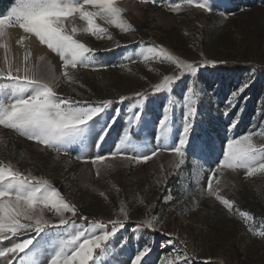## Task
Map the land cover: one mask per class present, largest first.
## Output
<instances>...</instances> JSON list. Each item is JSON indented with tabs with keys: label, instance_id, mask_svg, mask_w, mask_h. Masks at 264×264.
Masks as SVG:
<instances>
[{
	"label": "rangeland",
	"instance_id": "1",
	"mask_svg": "<svg viewBox=\"0 0 264 264\" xmlns=\"http://www.w3.org/2000/svg\"><path fill=\"white\" fill-rule=\"evenodd\" d=\"M14 2L7 7L0 5V14L6 13ZM117 2L125 9L124 20L135 31H121L111 25L107 27L113 41L89 39L90 46L98 49L93 57L98 64L117 66L106 70L80 69L74 85L61 83L57 91L73 96L80 92L83 98L92 100L143 91L149 81L159 82L161 73L171 74L169 64L144 60L145 55L151 56L147 49L153 46H161L188 62L227 61L215 67L209 64L196 74L198 111L183 162L179 163L169 152L159 153L146 163L109 157L101 163L98 177L96 165L76 159L113 150L129 130L131 102L114 105L96 116L89 122L83 143L72 145L66 154L44 151L35 142L0 126V162L47 181L91 220L122 218L116 215L121 207L128 212L125 227L105 249L98 250L95 264H132L137 251L148 243L152 251L144 257L146 264H161L165 257L171 264L177 255H187L189 264H264V238L259 235L264 232V174L245 178L242 169L217 173L221 195L236 202L231 214L202 191L207 187L209 169L215 168L224 155L227 139L264 127V0H207L210 12L183 4L179 12L171 11L170 4L181 0H158L156 5L144 0ZM97 23L104 26L102 21ZM19 35L18 30L9 29L6 41H0L10 45L8 56L13 62L22 61L25 55V48L16 44ZM117 43L127 47H116ZM27 49L29 63L40 77H61L54 54L32 42ZM4 55V48L0 47V62ZM229 64L241 65L243 69H226ZM249 78L251 86L242 103L225 115L228 98ZM191 79L188 75L176 81L170 93L149 95L139 124L130 130L129 147L147 151L155 146L158 125L170 101L171 130L167 141L170 146L176 144L182 133L184 102ZM4 91L0 88V95ZM234 114L240 122L229 131V124L237 118ZM113 118L115 123L105 142L95 147V140ZM106 165L111 167L106 169ZM243 211L254 219L245 223L239 215ZM153 217L159 231H133L141 221ZM169 233L175 242L163 246ZM57 238L56 229L35 236L26 252L29 259L25 264H48ZM3 244L10 246L7 241Z\"/></svg>",
	"mask_w": 264,
	"mask_h": 264
},
{
	"label": "snow or ice",
	"instance_id": "2",
	"mask_svg": "<svg viewBox=\"0 0 264 264\" xmlns=\"http://www.w3.org/2000/svg\"><path fill=\"white\" fill-rule=\"evenodd\" d=\"M158 4V0H144V3ZM194 6L205 11H211L207 0H181V3L170 4L173 12H179L181 5ZM124 8L117 0H15L10 9L0 14V41H6L9 29L18 30L20 35L16 44L25 48L22 61L13 62L9 58L10 45L0 43L5 55L0 62V88L5 89L0 95V126L10 129L29 141L35 142L44 151L55 152L57 155L67 153L72 145L83 143L85 134L89 131V122L114 105L131 102L128 108L132 115L128 118V131L116 143L111 152L97 154L93 157L77 156V160L96 165V175H101L100 165L109 157H123L129 163H146L162 152H169L182 163L185 148L195 122L198 111V87L196 74L200 68L209 64L215 67L218 63L227 61L195 60L188 62L179 56L169 53L161 46L149 47L151 56L144 60H158L170 65L171 74H160L157 83L148 82L143 91H135L130 95L119 94L107 99H85L82 93L75 96L60 94L57 89L61 83L72 86L79 78L80 69L95 70L97 67L107 69L116 67L113 64H98L93 57L98 49L89 44L90 38L113 41L114 37L107 26L115 25L121 31H135L123 18ZM102 21L103 25L97 23ZM35 42L57 58L61 67V77L52 76L45 80L40 77L30 65V51L27 44ZM116 47H127L116 44ZM110 51L111 49H105ZM143 55V53H141ZM203 56V53L200 54ZM44 59V57H41ZM128 59H132L129 57ZM155 69H150L154 71ZM192 77L186 92L182 133L174 146L167 141L171 130V101L165 109V115L158 125L157 143L150 150L143 151L129 147L131 142L130 130L137 126L143 115V104L149 95L164 91L171 92L176 81L185 76ZM251 86V79L245 81L234 91L226 102L225 115L242 103L244 93ZM83 87V85H81ZM75 91V89H73ZM91 93V90H88ZM139 111L134 112V109ZM241 108L240 112L242 113ZM237 117V114H234ZM235 118L229 124V131L239 124ZM95 140L99 148L105 142L111 124ZM259 137V141L257 140ZM131 153V154H129ZM106 165L105 168H110ZM225 169L244 170L245 178L257 173L264 174V127L249 131L240 136L227 139L224 155L215 168L209 169L207 187L203 194L214 197L227 210L233 213L235 200L221 195V185L215 179L217 173ZM100 195L104 196L101 192ZM118 217L106 220H89L81 210L67 201L47 181L38 179L30 173L23 172L10 165L0 162V264H25L29 259L26 252L34 244L35 236L50 229L57 230V239L53 242L54 252L48 264H95L98 250L105 249L116 233L125 227L129 219L128 212L123 207L116 213ZM245 222H251V213H239ZM77 220L81 221L80 223ZM156 220L141 221L133 229L140 232L143 229L159 231L155 227ZM35 234V235H33ZM165 245L174 243L172 234ZM264 238V232L259 233ZM7 241L10 246H4ZM152 251L151 243L146 244L132 259V264H146L144 257ZM161 264H167V257ZM171 264H189L187 255L175 256Z\"/></svg>",
	"mask_w": 264,
	"mask_h": 264
},
{
	"label": "trees",
	"instance_id": "3",
	"mask_svg": "<svg viewBox=\"0 0 264 264\" xmlns=\"http://www.w3.org/2000/svg\"><path fill=\"white\" fill-rule=\"evenodd\" d=\"M15 0H0V5H3L5 7L10 6ZM226 69H243V66L241 65H233L229 64L225 67ZM91 221V219H89ZM77 222H81L77 220Z\"/></svg>",
	"mask_w": 264,
	"mask_h": 264
},
{
	"label": "bare ground",
	"instance_id": "4",
	"mask_svg": "<svg viewBox=\"0 0 264 264\" xmlns=\"http://www.w3.org/2000/svg\"><path fill=\"white\" fill-rule=\"evenodd\" d=\"M32 43H34V44H35V42H32Z\"/></svg>",
	"mask_w": 264,
	"mask_h": 264
}]
</instances>
